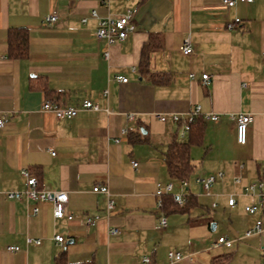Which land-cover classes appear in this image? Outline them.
I'll return each instance as SVG.
<instances>
[{
    "label": "crops",
    "instance_id": "obj_1",
    "mask_svg": "<svg viewBox=\"0 0 264 264\" xmlns=\"http://www.w3.org/2000/svg\"><path fill=\"white\" fill-rule=\"evenodd\" d=\"M92 10L102 17L132 10L136 31L112 45L99 41ZM55 11L58 21L45 25V18ZM228 24L233 27L228 29ZM12 30L28 33L26 58L7 57ZM153 35L161 48L151 53L149 68L159 74L160 83L140 72L142 50ZM186 37L194 44L190 56L181 51ZM263 53L264 0L231 9L222 0H0V118L6 122L0 128V264H56L62 253L67 264H140L146 256L155 264H210L215 257L234 254L199 249L198 233L212 224L216 234L224 214L245 212L254 201L243 185L258 181L264 169ZM203 74L210 76L206 83ZM117 76L128 82L115 81ZM105 90L108 101L102 98ZM45 100L66 107L90 100L101 110L57 119L42 110ZM197 105L220 119L204 121L203 144L192 148V177L222 172L223 179L217 178L213 194L206 195L211 208L195 213L203 207L198 202L186 213L159 211L157 185H174L165 153L172 141L187 140L171 116L185 117ZM241 113L254 117L244 146L236 141L231 118ZM160 114L168 121H160ZM208 125L216 138L226 135L230 144L217 154L216 145H211L197 165L193 151L204 145ZM131 134L146 136L148 142L134 145ZM26 169L41 185L69 194L66 211L72 220H56L50 203L6 197L7 192L24 190L21 172ZM240 175L243 184L235 185L234 177ZM98 184L107 185L115 201L109 213L108 197L93 191ZM187 192L194 194L190 184ZM229 195H235V208L225 202ZM161 215L168 218L165 230L158 229ZM95 217L98 223L87 225V219ZM240 217L229 216L231 228L245 233L257 219L264 226V210L255 216L244 214L242 222ZM113 229L118 232L112 234ZM56 236L65 239L63 245ZM27 238L41 239L42 244L28 246ZM244 240L247 243L237 247L244 258L262 264L264 232ZM13 246L20 251L10 252ZM170 251L182 253L184 259L172 263Z\"/></svg>",
    "mask_w": 264,
    "mask_h": 264
},
{
    "label": "built area",
    "instance_id": "obj_2",
    "mask_svg": "<svg viewBox=\"0 0 264 264\" xmlns=\"http://www.w3.org/2000/svg\"><path fill=\"white\" fill-rule=\"evenodd\" d=\"M254 0H222V4L228 8H234L238 3L251 4ZM91 17L97 21V28L95 31V36L99 41H106L109 45L122 42L127 39L129 34L136 31V24L134 22V13L132 10H128L126 13L120 16H114L108 14L107 16H100L96 10L91 11ZM58 21V13L52 12L49 14L44 21L45 25L52 26ZM83 23L87 22L86 18L82 19ZM232 24H228L227 28L231 29ZM181 51L184 55L190 56L194 53V44L190 37H186L183 41ZM106 58L109 59V52L105 54ZM262 60L264 64V53L262 54ZM190 77L193 79L195 76L191 74ZM203 81L206 83L209 79V75H202ZM115 81L120 83H127L128 78L124 76L115 77ZM104 101H108L109 90H105L102 94ZM42 110L44 112H52L57 119H73L79 115L81 111H100L101 106L98 103H94L90 100H85L82 104L78 106H61L58 102L45 100L42 105ZM108 114L110 110L107 108L105 110ZM162 122H167L168 117L166 115L160 114L157 116ZM197 117H203L205 122H218L219 116L211 112H204L202 106H195L185 117L179 114H173L171 116V121L176 124L181 125L180 136L185 137L187 132L190 130L191 124L196 120ZM231 118L236 122V141L238 145L244 146L248 141V130L249 127L254 122V117L251 114H238L232 115ZM130 120L134 119L133 115L129 116ZM6 122L4 119L0 118V128H4ZM124 133L128 130L124 129ZM118 142V140H116ZM53 154H55L53 152ZM134 167H137V162H132ZM240 169H244V165H240ZM23 178L25 179V188L20 191H11L6 193V197L10 200H26L27 202H33L35 204L50 203L53 208V216L56 220H61L67 218L69 220L73 219V215L68 214L66 211L67 204L69 202V194L64 191H54L49 187L41 185L38 178L32 174L29 170H22L21 172ZM262 177L255 182H250L243 185V192L254 198L251 204L245 206V212L250 216H255L259 211L264 210V169L262 170ZM223 173L220 172L216 176H210L207 178L196 179V184L199 185L202 191L206 195H211V188L216 182L217 178L223 179ZM235 185L243 184V177H234ZM189 186L188 181H181L180 193L178 195L173 194L174 185L172 183H167L165 185L158 184L157 191L155 193L156 197V208L161 211L164 208V199L166 196H172L173 202L179 207H184L187 202V189ZM93 191L95 193L104 194L108 197L107 211L108 213L115 209V201L110 196V191L107 185L98 184L94 187ZM217 205L213 204L215 208ZM228 206L235 208L237 206V201L235 195H229ZM39 207L35 205L33 208V214H38ZM99 217L87 219V225L95 226L98 223ZM168 227V218L166 215H161L159 218L158 229L165 230ZM118 230H111L112 234H116ZM264 232V226L261 219H257L254 225L246 231L245 237H252L255 235H260ZM55 241L59 245H63L65 239L62 236H56ZM26 243L28 246L35 245L40 246L42 244L41 239L27 238ZM233 241L227 237H220L217 241L213 243V248H218L220 246H225L230 248L233 246ZM10 252H19L20 248L17 246L9 247ZM169 260L174 262H180L184 259V256L180 252L170 251L168 254ZM264 258V254H263ZM140 264H155L150 256L143 257ZM262 264H264V259Z\"/></svg>",
    "mask_w": 264,
    "mask_h": 264
},
{
    "label": "trees",
    "instance_id": "obj_3",
    "mask_svg": "<svg viewBox=\"0 0 264 264\" xmlns=\"http://www.w3.org/2000/svg\"><path fill=\"white\" fill-rule=\"evenodd\" d=\"M154 35L152 36V38ZM156 40V42L154 41ZM158 41V42H157ZM161 44L158 38L151 39L142 50V59L140 63V72L142 75L148 76L152 81L160 83L159 74L151 72L149 68V58L153 51L160 49ZM28 56V33L25 30H12L9 35V51L8 58L23 59ZM205 123L203 117H197L191 124L190 130L187 132V140L172 141L165 153V163L169 177L176 181H188L196 172V166L192 159V148L203 144ZM130 142L132 144L147 143L148 138L141 134H131ZM262 173V171H261ZM33 174V173H32ZM40 182V178L36 175ZM197 196L188 192L187 202L184 207H179L173 202L172 196H166L164 199L163 210L167 212H189L191 209L198 207ZM233 253L215 257L210 264H231ZM56 264H67L65 253L56 258Z\"/></svg>",
    "mask_w": 264,
    "mask_h": 264
},
{
    "label": "rangeland",
    "instance_id": "obj_4",
    "mask_svg": "<svg viewBox=\"0 0 264 264\" xmlns=\"http://www.w3.org/2000/svg\"><path fill=\"white\" fill-rule=\"evenodd\" d=\"M223 135H225V133H223ZM214 144L216 145V148H217V150L215 152L217 154V153L221 152V149H222V147L224 145L230 144V143H229L226 135L216 138L214 136L213 126L212 125H208L207 129H206L204 145L202 147L195 148L194 151H193L194 162L197 165H199L202 162V159L205 156V153H207L206 152L207 148H210L211 145H214ZM231 145H232V143H231ZM196 178L197 177H195V178L191 177V179L188 180L189 184L191 185V191L197 196L198 202L203 206V207H201L199 209H196L195 213L203 211L206 208H211V198L206 196V194L204 193V191H202V189H201V187L199 185H196V183H195L196 182V180H195ZM172 182L174 183V186H175V190H174L173 194L178 195L180 193L179 182L176 181V180H173ZM219 190H220V192H222V189H219ZM211 191H212V194H213L214 190L211 189ZM186 193H188V192L186 191ZM227 201L228 200L225 199V202H227ZM221 204H222V202H221ZM219 207H221V206H219ZM243 208H244V206H243ZM214 211H215V212H213L214 215L212 214L213 218H214L216 212L220 213V209L219 208L218 209H214ZM236 213H239L242 217H243L244 214H246L244 212V210H241V211H238V212L234 211L232 213L224 214L223 215L224 218L220 222V225H219V228H218V231H217L216 234H215V232H213L212 224L210 225V227L208 225H206V227H204L203 231H200V233H198V235L200 236L199 249H203V248L205 249V247H206V248H210L212 251H217L218 253H220L219 251H222V250L223 251L226 250L228 252H235L233 254V259H232L231 264H251V262H249L248 259H245L244 256H243V253H241V251H239V249L237 248L238 246H240V245L244 246L245 243H247V241H245L244 238H245L246 231L249 228L244 233L243 231L240 232L241 228H238L236 226L231 228V224L229 223V219H228L229 216H234ZM242 217H240V221H241ZM255 222H256V220H255ZM254 223H253V225H254ZM220 234H223V235H226V236L229 235L230 239L234 242L233 243L234 244L233 247H231L229 249L225 248L224 246H220L218 248H213L212 245H213V243L215 241H217L219 239L218 235H220ZM214 235H216V236H214ZM236 242H239V243H236ZM262 253L264 254V250H262Z\"/></svg>",
    "mask_w": 264,
    "mask_h": 264
}]
</instances>
